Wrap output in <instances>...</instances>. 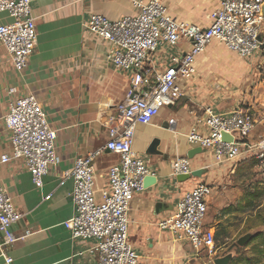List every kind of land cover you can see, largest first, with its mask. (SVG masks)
I'll use <instances>...</instances> for the list:
<instances>
[{"label": "crops", "instance_id": "obj_1", "mask_svg": "<svg viewBox=\"0 0 264 264\" xmlns=\"http://www.w3.org/2000/svg\"><path fill=\"white\" fill-rule=\"evenodd\" d=\"M136 1L140 0H32L37 44L23 71L14 68L0 44V184L23 213L13 227L15 243L3 246L13 258L10 264L98 263V255L93 251L96 241L73 240L65 227V221L74 213L72 183H59L78 157L106 144L109 116L116 104L127 97L131 86V74L116 69L107 58L109 42L94 34L86 21L91 14L113 20L135 14ZM162 1L178 20L208 27L222 0ZM201 59L200 54L197 70L201 68ZM197 82L196 77L183 81L184 95L174 105L161 109L151 124H137L135 128L133 149L148 160L156 173L150 176L147 187L135 195L128 212L129 242L143 264H187L188 261L214 264L216 257L207 259L205 249L195 252L188 242L162 230L159 222L172 216L182 196L201 183L213 185L204 220L206 228H213L214 221L225 222L227 216L220 214V210L238 203L243 194L239 184L233 183L232 175L238 162L249 158L248 151H243L236 163L217 164L212 150L203 149L190 159L193 171L200 173L198 176L179 181L172 173V160L187 156L195 148L186 135L203 114L204 105L200 106L189 95L199 88ZM13 86L18 88V95L35 94L57 133L56 151L60 161L50 166L41 189L32 183L22 160L1 162L2 155L12 152L4 117L13 98L9 94ZM155 138L160 140V153L149 155L147 150ZM119 162L120 156L107 150L95 159L97 199L102 198L108 187L109 168ZM50 193L51 198L45 200ZM28 230L30 234L25 236ZM0 264H7L2 257Z\"/></svg>", "mask_w": 264, "mask_h": 264}, {"label": "built area", "instance_id": "obj_2", "mask_svg": "<svg viewBox=\"0 0 264 264\" xmlns=\"http://www.w3.org/2000/svg\"><path fill=\"white\" fill-rule=\"evenodd\" d=\"M138 12L113 20L91 14L86 26L109 42L107 58L118 70L132 76L125 99L116 104L109 116V139L106 144L76 159L74 166L61 178L60 185L72 183L74 213L65 221L71 238L94 239L97 264H143L129 242L130 204L146 188V178L156 175L148 160L133 149L137 124L149 125L161 109L174 105L183 95L182 82L196 73V60L213 41L223 43L240 56H251L264 48V0H222L213 12L212 23L201 27L173 17L162 0L136 1ZM37 24L32 0H0V44L5 48L14 68L23 71L37 44ZM13 97L4 117L10 133L11 154L1 162L22 160L36 188L44 185L50 166L60 159L56 151V130L35 94ZM255 113L246 107L229 112L211 105L186 135L194 147L211 149L217 164L236 163L247 150L246 136L256 126ZM106 150L120 156V162L108 170V187L99 200L95 195L94 161ZM257 156L264 162V139ZM174 176L191 174L188 156L171 162ZM212 186L201 183L186 192L175 213L159 222L164 231L185 240L199 253H214L216 235L204 224ZM52 194L44 197L49 200ZM23 213L14 205L6 187L0 184V257L13 262L3 246L16 241L13 227ZM30 231H26L25 236Z\"/></svg>", "mask_w": 264, "mask_h": 264}, {"label": "rangeland", "instance_id": "obj_3", "mask_svg": "<svg viewBox=\"0 0 264 264\" xmlns=\"http://www.w3.org/2000/svg\"><path fill=\"white\" fill-rule=\"evenodd\" d=\"M201 56V68L196 69L195 75L199 88L189 94L196 103L222 112L250 108L257 119L255 129L245 137L244 150L249 146L253 150L247 153L249 158L238 162L232 175L233 183L239 184L243 194L238 203L220 210L227 218L224 217L225 222L213 223L215 251L205 250L207 256L203 255L211 260L233 253L230 264H264V162L257 156L258 145L264 139V48L244 57L213 41ZM248 234L251 237L241 245V239Z\"/></svg>", "mask_w": 264, "mask_h": 264}, {"label": "water", "instance_id": "obj_4", "mask_svg": "<svg viewBox=\"0 0 264 264\" xmlns=\"http://www.w3.org/2000/svg\"><path fill=\"white\" fill-rule=\"evenodd\" d=\"M172 126V125H171ZM173 128V127H172ZM159 144H160V140L159 139H157V138H155L152 142H151V144H150V146H149V148H148V150H147V154H149V155H152V154H159L160 152L158 151V146H159ZM203 151V149L201 148V147H195V148H193V149H191V150H189L188 152H187V156L190 158V159H192L196 154H199V153H201ZM107 152H109V150H107ZM200 173L198 172V171H192V173L191 174H183V175H178L177 176V179L179 180V181H185V180H187V179H189V178H191V177H193V176H198ZM149 178L150 177H148V178H146V187H147V182H148V180H149ZM251 237V234H248V235H246L245 237H243L242 239H241V241H240V244L241 245H244V243L249 239ZM233 257H234V255H233V253H228V254H226V255H224V256H221V257H216L214 260H213V262H214V264H230L231 262H232V260H233Z\"/></svg>", "mask_w": 264, "mask_h": 264}, {"label": "bare ground", "instance_id": "obj_5", "mask_svg": "<svg viewBox=\"0 0 264 264\" xmlns=\"http://www.w3.org/2000/svg\"><path fill=\"white\" fill-rule=\"evenodd\" d=\"M196 74H197V72L191 77V79L194 78Z\"/></svg>", "mask_w": 264, "mask_h": 264}, {"label": "trees", "instance_id": "obj_6", "mask_svg": "<svg viewBox=\"0 0 264 264\" xmlns=\"http://www.w3.org/2000/svg\"><path fill=\"white\" fill-rule=\"evenodd\" d=\"M262 254L264 255V250H263Z\"/></svg>", "mask_w": 264, "mask_h": 264}]
</instances>
